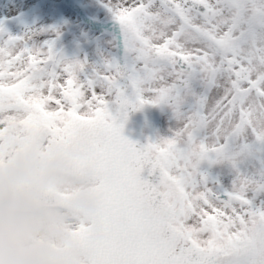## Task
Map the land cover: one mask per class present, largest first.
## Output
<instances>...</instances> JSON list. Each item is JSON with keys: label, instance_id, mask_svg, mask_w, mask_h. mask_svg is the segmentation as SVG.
<instances>
[{"label": "snow or ice", "instance_id": "1", "mask_svg": "<svg viewBox=\"0 0 264 264\" xmlns=\"http://www.w3.org/2000/svg\"><path fill=\"white\" fill-rule=\"evenodd\" d=\"M105 6L122 56L99 62L64 56L55 26L0 24V119L24 113L83 147L106 225L92 264H264V0ZM148 104L175 125L138 144L122 128ZM202 161L231 165L230 186Z\"/></svg>", "mask_w": 264, "mask_h": 264}, {"label": "clouds", "instance_id": "2", "mask_svg": "<svg viewBox=\"0 0 264 264\" xmlns=\"http://www.w3.org/2000/svg\"><path fill=\"white\" fill-rule=\"evenodd\" d=\"M39 141L0 150V264H73L71 213H87L94 202L83 190L70 204L58 193L82 189L67 177L65 162L42 155Z\"/></svg>", "mask_w": 264, "mask_h": 264}, {"label": "rangeland", "instance_id": "3", "mask_svg": "<svg viewBox=\"0 0 264 264\" xmlns=\"http://www.w3.org/2000/svg\"><path fill=\"white\" fill-rule=\"evenodd\" d=\"M76 1L85 6L95 20H114L112 13L105 6L107 0ZM15 16L19 18L5 29L8 34L19 35L25 31L26 27L55 26L60 33L55 39V46L68 59L86 56L90 62H99L105 55L116 57L114 35L101 33L99 29H90L87 24L81 23L61 0H0V18ZM138 116L141 138L145 143L170 135V128L175 125L171 109L166 104L144 105L138 110ZM55 138L24 113H16L12 119H0V150L5 147L6 141L15 143L20 148L39 141L44 151L50 148ZM199 168L207 172L212 180L219 181L220 186L224 188L230 186L234 173L227 162L209 164L208 161H202ZM69 180L81 184L82 189L92 188L95 185L94 178L82 182ZM79 190L81 189L68 188L62 192L74 193ZM70 219L72 220L71 236L84 230L89 223L82 216L71 212Z\"/></svg>", "mask_w": 264, "mask_h": 264}, {"label": "water", "instance_id": "4", "mask_svg": "<svg viewBox=\"0 0 264 264\" xmlns=\"http://www.w3.org/2000/svg\"><path fill=\"white\" fill-rule=\"evenodd\" d=\"M67 3L73 10H76L84 19L83 22H86L90 29L92 30H109L114 29L116 32L118 31V26L114 22H106L108 23L107 26L104 22H99L94 20L93 18L89 17L85 14L80 6L73 3L72 0H62ZM17 17H1L0 24L3 25L4 29L10 24L11 22L15 21ZM122 56V49L118 47L117 50V58ZM140 126H139V116L138 110H129L127 114V118L124 120L122 134L127 137L128 139L137 142L138 144H144L141 136H140ZM42 155L51 156L55 155L61 158L66 164V171L67 176L71 178H75L76 180H83L90 176H93L92 172L88 168H78L77 161L82 159L84 156V149L81 145L72 142V141H65L61 142L58 139H55L51 144V149L43 152ZM87 193V195L92 199L94 202V208L91 212L82 213L87 219L91 221V224L84 230L78 233H75L70 240V244L72 247L75 248L78 255H83L88 258V262H78L77 260L73 261V264H92V256L90 254L89 249L96 247L98 244L103 242L105 235H106V225L104 223L103 215V205L101 199L99 197V193L97 187L95 186L93 189H85L83 190ZM74 194H63L58 193L59 198L62 203L70 204L71 200L75 195ZM88 237V246L86 247L82 242V237Z\"/></svg>", "mask_w": 264, "mask_h": 264}, {"label": "bare ground", "instance_id": "5", "mask_svg": "<svg viewBox=\"0 0 264 264\" xmlns=\"http://www.w3.org/2000/svg\"><path fill=\"white\" fill-rule=\"evenodd\" d=\"M62 1V0H61ZM72 2L73 3H75V4H77L78 6H80L81 8H82V10L85 12V14L86 15H88L89 17H91V18H93L94 19V17L92 16V15H90L89 13H88V11H87V8L85 7V6H83L82 4H80L78 1H76V0H72ZM62 3H63V5L64 6H66L68 9H70V11H73V13L79 18V20L81 21V23H83V24H87L86 22H83L84 21V19H83V17L76 11V10H73L67 3H65L64 1H62ZM15 17H17V16H15ZM10 18H12V17H10ZM18 18H19V16H18ZM17 18V19H18ZM16 19V20H17ZM15 20V21H16ZM95 20V19H94ZM98 21V20H97ZM108 21H110V22H114V23H116V25L118 26V22L114 19V20H102V21H99V22H104L105 24H102V25H104V26H107L108 25V23H106V22H108ZM14 22V21H13ZM12 23V22H11ZM11 23L10 24H8V26L7 27H9L10 25H11ZM6 27V28H7ZM5 28V29H6ZM101 33H104V34H113L114 35V37H115V35H116V31L114 30V29H109V30H105V31H102L101 30ZM118 50V47L116 46V51ZM116 57H117V53H116Z\"/></svg>", "mask_w": 264, "mask_h": 264}]
</instances>
